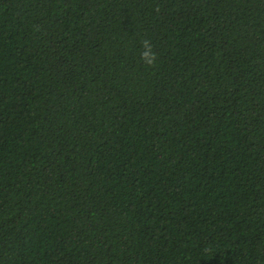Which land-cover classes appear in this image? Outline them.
Returning a JSON list of instances; mask_svg holds the SVG:
<instances>
[{"label": "trees", "instance_id": "obj_1", "mask_svg": "<svg viewBox=\"0 0 264 264\" xmlns=\"http://www.w3.org/2000/svg\"><path fill=\"white\" fill-rule=\"evenodd\" d=\"M0 264H264V0H0Z\"/></svg>", "mask_w": 264, "mask_h": 264}, {"label": "clouds", "instance_id": "obj_2", "mask_svg": "<svg viewBox=\"0 0 264 264\" xmlns=\"http://www.w3.org/2000/svg\"><path fill=\"white\" fill-rule=\"evenodd\" d=\"M141 46L142 51L139 53L140 61L146 66H155L158 54L154 51L152 41L150 39H142Z\"/></svg>", "mask_w": 264, "mask_h": 264}]
</instances>
